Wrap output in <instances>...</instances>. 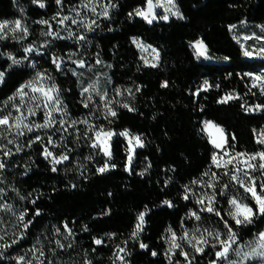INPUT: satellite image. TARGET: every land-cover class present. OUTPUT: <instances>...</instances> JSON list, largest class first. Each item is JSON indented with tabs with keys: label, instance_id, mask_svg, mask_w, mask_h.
Returning a JSON list of instances; mask_svg holds the SVG:
<instances>
[{
	"label": "trees",
	"instance_id": "16d2710c",
	"mask_svg": "<svg viewBox=\"0 0 264 264\" xmlns=\"http://www.w3.org/2000/svg\"><path fill=\"white\" fill-rule=\"evenodd\" d=\"M80 1L41 0V7L35 0H0V19L23 13L37 21ZM146 4L147 0H113L108 15L86 33L84 41L54 42L49 57L36 56V66L23 59L16 41L0 40V72L4 73L0 107L38 69L49 73L61 100L78 116L90 112L82 88L99 70L106 72L117 99L116 115L103 120L117 133L111 142L112 155L99 164L91 161L81 169L73 155L52 163L38 142L8 156L0 150V161L6 165L0 169V264H119L121 249L127 264H175L167 255L168 231H180L190 212L198 208L197 185L204 190L210 184L209 174L222 175L213 164L217 148L204 119L225 128L226 147L233 152L264 150V144L257 142L264 110H249L264 105V95L249 74L264 67V58L245 56L232 30L243 21L264 23V0H177L179 16L152 23L135 15ZM34 24V29L40 26ZM135 37L159 49L157 64L144 62ZM198 39L206 43L214 60L196 56L192 42ZM70 52L78 53L85 65L57 68ZM11 54L18 56V63L13 64ZM165 82L167 87L162 86ZM229 95L235 98L220 102ZM122 131L143 142L130 162ZM105 162L107 170L101 173L99 166ZM226 182H218L216 213L201 215L200 220L215 225L227 221L240 242L250 241L264 229V217L257 215L251 224L236 225L229 214L231 197H240L254 209L256 204L240 185L222 192ZM257 182L261 191L259 178ZM21 213L23 221L18 219ZM141 213L144 224L137 231ZM97 239L102 243L96 244ZM35 247L44 255L34 254ZM218 247L199 256V262L215 260ZM20 256L25 260H18Z\"/></svg>",
	"mask_w": 264,
	"mask_h": 264
},
{
	"label": "rangeland",
	"instance_id": "374dc122",
	"mask_svg": "<svg viewBox=\"0 0 264 264\" xmlns=\"http://www.w3.org/2000/svg\"><path fill=\"white\" fill-rule=\"evenodd\" d=\"M152 4V12L155 16V19L153 20H163L161 17L165 15L169 17L168 19L172 18L173 16L180 15L177 6V0H174L173 4H170L168 0H152ZM112 6L113 0H82L77 5L71 6L67 9H63L60 12L52 15L51 17L42 18L37 21L28 20L27 16H25V14L23 13L13 19H0V22L5 20L9 21L8 28L14 26L12 22L20 20L22 26L27 27L28 29L27 33L25 34L23 31L12 33L11 31H8V28H6V38L0 40L11 39L12 41H16L19 44L20 55L23 56V59L28 60L32 66H36L38 63L36 56L43 54L49 57V52H51V48L54 42L58 40H68L72 42L78 41V43L82 40L84 41V39L86 38V33L88 31H91L95 27L98 21H100V19L105 16V11H107L108 13ZM147 7L148 2L144 7H139L137 9H143L147 11ZM64 17H67L68 19L64 20V22L61 24L59 21ZM74 20L76 21V23H73ZM39 21H48V24H42L39 23ZM34 23H38L40 26L36 25L34 29ZM233 26L232 30L234 36L241 43L244 51L247 50L252 53V55L248 57L264 58V55L260 54L259 52L261 48H264V39H257V37H264V31L261 30V26H264V23L253 24L248 21H243ZM49 32H51L52 35H45V33ZM81 36H83L84 39H79V37ZM134 40L143 45V47L138 48L146 64H157L159 62L160 51L157 47L144 41L141 37H135ZM198 41H202L203 45L206 46V52L204 55H199L197 48L195 47ZM192 47L196 53V56L200 60H214V57L210 54L206 43L202 39L193 41ZM26 49H31V51H26ZM70 53L71 54L68 57L60 59V67L74 64L77 67H81L77 62H84V60L81 59V57L78 58V53ZM9 57L15 58V60L19 62V58L17 55L11 54L9 55ZM51 57L52 59H56L54 54H52ZM38 74L39 77L42 78L38 79ZM249 74L252 77L253 84L255 83L259 89L261 86H264L260 81H255L254 79L256 76H264V67L260 71L251 72ZM1 79L2 78H0V81ZM30 81H35L33 86H42L45 88L54 87L56 91L53 92L52 95L58 98L60 103L56 104L55 101H46L40 93H33L30 87L24 89V91L28 93L27 96L22 97L21 95H19L18 90L23 85L28 84ZM85 88L89 90L85 92ZM33 95L39 97V100H31L30 97ZM82 99L90 108V112L89 114H86L84 116H78L74 111L70 110V108L66 106L61 100L60 94L58 92V87L52 81L49 73L42 69L36 70L34 75L27 81H25L14 92V94H12L7 100L4 101L3 105L0 107V117L4 115H8L10 117V126H0V150H10V152H12L20 149L23 146L31 147L33 143L38 142L44 147L45 150L52 153V157H48L52 163H55V159H60L62 156H67L69 158L71 157V155H73L76 165L81 169H84L86 167V164L91 161L94 162V164H99L103 160V157L105 158V156H107L102 150V148L104 147V144L102 142L105 139L103 133H114L110 137V139L107 140V145L109 147L111 155V142L114 136L117 134L115 130L107 128L105 124H103V120L106 119L110 112L114 110V106L117 103L116 96L111 90L110 79L106 75L105 71L102 72L101 70H99L94 79L88 80L86 82V85L82 88ZM53 108H59L60 110L53 111ZM29 110H31V112ZM48 112L52 113V124L49 127L37 128L36 125L46 123V113ZM17 117L21 118L23 124L31 126L32 131H28L27 128L23 127L18 130L15 127ZM84 121H87V123H84ZM208 122H211V124L215 125L216 127H207L206 124ZM203 124L212 141L215 139L220 142L223 139L221 133L217 131V127L223 129L224 137L227 138V132L225 128L217 124L215 121L204 119ZM98 131H102V135L99 141L96 138V132ZM20 132H23V134H19ZM37 136L40 137L39 140H36ZM257 136L258 140L264 139V126L258 130ZM124 137L128 141V148L130 153L129 156H131L132 159L134 150L138 146L134 139L136 135L133 136L129 134L128 136ZM49 140H51V143L49 142ZM9 141H12V143H9ZM129 141H131V143H129ZM93 144H99L100 146L93 147ZM226 145L227 143L223 148H217V150L214 152V155L217 157V160L222 166L218 168L216 167V164L214 162L213 164L217 169H221L222 175H219L216 171L212 174H209L207 178L210 179V184L207 183V185L204 186V190L200 191V186L197 185V187L199 188L198 208L193 209L190 212L188 220L182 224L180 231L170 229L166 235L167 255L169 259L175 264H188V260H185L184 256L181 254L182 251L188 253L191 264H210V262H208V259H202V261L199 262V256L215 248L211 245L216 244V240L213 237L208 236L205 229L210 232H220L222 235L226 234L227 232V229L224 227V223H219L218 225L209 224L207 222L201 221L200 219L197 220L195 216L192 215V213L195 212L201 218V215L205 216L208 213H216V205L219 200L217 197V188L219 187L218 182L220 183V181H227L224 184L227 185V187H221L222 192H226L230 186H232L230 187L231 189H234L235 185H239L236 181L230 180V176L234 173L237 166L242 170L246 169V165L244 163L246 157H237L235 160H233L232 164H229L227 166V168L223 167L226 161L235 157L236 153H240L233 152L230 148H227ZM82 151L84 154H82ZM106 163L108 165V162H105L99 167H104ZM251 163H255L258 165L259 163H261V161L257 159L256 161H251ZM248 171H250L251 176L256 179V190L258 193H260L261 191L258 190L257 181L259 178L261 183H263L262 181H264V178L261 177H264V175H262V172H264V170L257 169L256 171ZM225 173H227V175H225ZM238 175L243 177V171L238 173ZM245 183H248L247 179L245 180ZM209 197H214V200L212 201V206L215 209L214 212H208L204 210L209 205ZM233 198H236L242 204L251 206L238 196H232L231 199ZM201 200L204 201L203 204L199 203V201ZM230 207V213L234 212L235 208L232 205ZM262 231H264V229ZM173 234H175L176 243L180 245L179 248L174 247L172 244ZM186 234L187 237L185 239H181V237H185ZM201 234L207 237L209 241L207 245H204L203 253L196 252L192 247V244L188 243V240H190L193 235L199 237ZM258 239V235L256 238L251 239L250 241L248 240L246 242H240L238 238L237 246L243 251L248 252L251 250L253 242H258ZM36 249L39 248L35 247L33 249L34 254L40 255V252L36 251ZM123 252L124 250L121 251L118 255V257H123L122 260H118L119 264H127ZM229 259L240 262V258L232 253H230ZM218 264H225V262L219 261ZM242 264H264V262H262L259 258L250 257L248 260L243 261Z\"/></svg>",
	"mask_w": 264,
	"mask_h": 264
},
{
	"label": "snow or ice",
	"instance_id": "6c2138e0",
	"mask_svg": "<svg viewBox=\"0 0 264 264\" xmlns=\"http://www.w3.org/2000/svg\"><path fill=\"white\" fill-rule=\"evenodd\" d=\"M35 2L40 3V6L43 7L44 4L41 2V0H35ZM55 2L57 4H61L62 0H55ZM148 2V7H147V11L143 10V9H137L135 12V15L137 16H141L143 17L148 23H152L153 19H155V16L153 15L152 9H153V4H152V0H147ZM168 2L170 4L174 3V0H168ZM86 6V5H85ZM107 11H105L104 15L107 16ZM179 14V13H177ZM129 15H132L131 13ZM163 20H168V16L165 15L163 17H161ZM55 19V17H54ZM68 19L67 17H64L62 20H60L59 22L62 24L64 22V20ZM13 23V27L8 28L9 25V21L5 20L0 22V39L6 38L7 33L5 32V29L8 28V31H11L12 33H16L17 31H23L25 34L27 33L28 29L27 27L22 26V23L20 20H16ZM39 23L42 24H48V21H39ZM73 23H76V21L74 20ZM235 27V26H233ZM261 30L264 31V26H261ZM45 35H52L51 32L49 33H45ZM58 35V34H57ZM251 38V37H249ZM79 39H84L83 36L79 37ZM257 39H264V37H257ZM134 43L137 44V47H143L142 44L138 43L137 41H133ZM195 47L197 48L198 54L199 55H204L206 52V46L203 45L202 41H198L195 45ZM26 51H31V49H26ZM260 54L264 55V48H261L259 50ZM245 56H251L252 53L249 51H245L244 52ZM13 64L18 63V61L15 60V58H11ZM54 63H56V61H54ZM79 64V66L83 67L84 66V62L83 61H78L77 62ZM97 63H100V61H97ZM57 68L60 67L59 63L56 64ZM155 66V65H153ZM4 75L3 72H0V78H2ZM42 78L39 77L38 74V79ZM255 81H260L262 85H264V76H256ZM35 83V81H30L28 84L23 85L19 90H18V94L23 96H27L28 93L24 91L25 88H31V91L33 93H40L41 96L44 97V99L46 101H55L56 104H59L60 101L58 98L54 97L52 95L53 92L56 91V89L54 87H49V88H45V87H38V86H33ZM205 84L207 85V81H205ZM163 87H167V82H165L163 85ZM253 86H257L255 83L253 84ZM89 89L85 88L84 91L87 92ZM131 90H129L130 92ZM260 92L262 95H264V86L260 87ZM235 97L229 95L224 97L220 102L221 103H225L227 102L229 99H233ZM31 100L33 101H38L39 97L33 95L30 97ZM38 106V105H37ZM85 107H88L87 104L84 105ZM125 107H128L127 105H124ZM255 109H261L264 110V105H260L257 104L254 106V108H250L249 110H255ZM19 110V109H18ZM59 108H53V111H59ZM31 112V110H29ZM111 116H115L116 112L115 111H111L110 112ZM52 113L48 112L46 113V123L41 124V125H36L37 128H45V127H49L52 124ZM84 123H87V121H84ZM0 126H10V117L8 115H4L2 117H0ZM207 127H216L215 125H212L211 122H208L206 124ZM15 127L19 130L21 129V127L23 128H27L28 131H32V127L27 125V124H23V121L21 120L20 117L16 118V124ZM217 131L221 133L222 136V141L218 142L217 140H213L212 143L214 144V146L216 148H223L225 146V144L227 143V138L224 137V133H223V129H220L217 127ZM19 134H23V132H20ZM114 133L112 132H104L103 136H104V141L102 142L104 144V147L102 148V150L105 152L106 155L111 156V152L109 150V147L107 145V140L110 139V137L113 135ZM102 135V131H98L96 132V138L99 141ZM120 135L122 136H128L129 133L127 131L120 133ZM40 137L37 136L36 140H39ZM136 144L138 146H143V142L141 141L139 136H136L135 138ZM232 139L234 140L235 137L233 136ZM49 142L51 143V140H49ZM260 144H264V139L262 140H258L257 141ZM9 143H12V141H9ZM129 143H131V141H129ZM100 146L99 144H93V147H98ZM19 150V149H18ZM11 152L10 150L5 151L4 155L8 156L10 155ZM45 158L48 157H52V153L45 150V152L43 153ZM227 154V153H226ZM237 157H246L244 163L246 165V169L242 170L241 168H239L238 166L235 168L234 173L230 176V180L232 181H236L243 189L245 192L250 193L251 197L255 200V204L256 207L255 209L247 204H242L240 201H238L236 198H233L230 200V204L235 208L234 212H231L230 215L232 216L233 220L235 221L236 225H244V224H251L253 223L254 218L259 215L264 217V183H261L260 188H261V192L258 193L256 190V179L251 176L250 171H256L257 169L260 170H264V151H260L257 153H253V154H245V153H236V156L233 157L232 159L226 161L223 165V167L227 168V166L229 164L233 163V160H235ZM68 159L67 156H62L60 159H55V163H60L61 160H66ZM213 162L216 164V167H221L222 165L219 163V161L217 160V157L214 155L213 156ZM257 159H259L261 161V163H259L258 165L255 163H251V161H256ZM131 161V156H129V162ZM6 165L4 162L0 161V169L5 168ZM107 163L105 164L104 167H101L100 169H98L99 172L103 173L104 171L107 170ZM113 167H115L113 165ZM53 171H56L55 168L52 169ZM241 171H243L244 175L243 177H241L240 175H238V173H240ZM225 175H227V173H225ZM262 175H264V172H262ZM248 180V183H245V180ZM224 187H227V185H224ZM185 199H187V196H185ZM214 200V197H209V205L204 209L208 212H214L215 209L212 206V201ZM165 204H169L170 206V202L169 201H165ZM199 203L203 204L204 201L201 200L199 201ZM6 207H11V206H6ZM36 215H39V212H36ZM193 216H195V218L197 220L200 219V217L194 212L192 213ZM217 215H219V213H217ZM20 221L24 220V213H21L19 218ZM139 220L140 223L137 224L136 228L137 231L142 229V224L144 221V214L141 213L139 216ZM31 223V221H29L28 223L24 224V228L27 229L29 224ZM224 227L227 229L226 234H221L220 232H210L207 229H205V231L207 232L208 236L213 237L216 240V244L211 245L212 247H218V250L215 252V257L216 259L211 261L210 264H218L219 261H224L225 264H242L243 261L248 260L250 257H256L259 258L262 262H264V231H261L258 236V242H253V246L251 247V250L248 252L243 251L241 248H239L237 246V241H238V236L237 233L233 230V228L228 225L227 221L224 222ZM64 228L69 232V234H71V230L68 229L67 224L64 225ZM57 232H59V229H57ZM136 233H134L135 235ZM187 237V234L185 235V237H181V239H185ZM22 238V237H21ZM0 239H3V237H0ZM195 241V242H194ZM13 244L18 243L17 240H13L12 241ZM58 244L59 247L63 248L64 245L60 244L59 241L56 242ZM96 244H101L102 241L97 239L95 240ZM189 244H192V247L195 249L196 252L199 253H203L204 252V245H207L209 243L207 237H205L203 234H201L199 237L193 235L192 238L190 240H188ZM172 244L174 247L179 248L180 245L176 243V239H175V234H173V240H172ZM70 246V245H69ZM3 247H11V245L9 244H5L3 245ZM140 247L145 248L147 247V245L141 244ZM36 251L40 252V255L43 256L44 253L42 250L40 249H36ZM121 251H123V249H121ZM230 253L234 254L235 256L240 258V262H237L235 260H231L229 259V255ZM153 255H156L155 252L152 253ZM181 254L184 256L185 260H188V264H191V261L189 260L188 257V253L187 252H181ZM39 257H37L38 259ZM119 259H123V257H118ZM20 261H24L25 257L24 256H20L17 258ZM27 264H31V261H28ZM42 264V262H41Z\"/></svg>",
	"mask_w": 264,
	"mask_h": 264
}]
</instances>
